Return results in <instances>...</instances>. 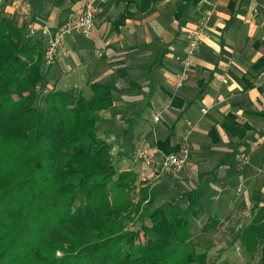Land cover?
I'll list each match as a JSON object with an SVG mask.
<instances>
[{"label": "trees", "instance_id": "obj_1", "mask_svg": "<svg viewBox=\"0 0 264 264\" xmlns=\"http://www.w3.org/2000/svg\"><path fill=\"white\" fill-rule=\"evenodd\" d=\"M199 1L186 0L178 13ZM44 54L43 34L28 36L0 19V264H209L193 240L207 174L156 205L159 187L119 171L111 144L99 137L111 88L91 84L84 96L48 87ZM253 69L264 73V55ZM221 127L240 141L250 130L232 113ZM208 134L217 143L216 130ZM156 146L162 155L179 148L169 136ZM214 225L208 218L201 231ZM236 241L264 264V207L251 210Z\"/></svg>", "mask_w": 264, "mask_h": 264}, {"label": "crops", "instance_id": "obj_2", "mask_svg": "<svg viewBox=\"0 0 264 264\" xmlns=\"http://www.w3.org/2000/svg\"><path fill=\"white\" fill-rule=\"evenodd\" d=\"M15 1L0 0V19L27 34ZM21 1L30 7L34 35L43 34L44 45L48 34L92 2L90 34L66 38L48 68V87L89 96L91 84L109 86L113 103L101 113L99 132L118 156L130 157L129 149L147 141L162 156L157 142L169 136L170 146L180 147L187 137L191 166L206 169L197 179L210 173L242 178L249 188L261 183L254 196L264 195V73L253 71L264 55V0H200L189 2L181 14L186 0ZM199 31L198 48L185 68L188 43ZM197 104L204 106L196 110ZM229 113L250 126L244 141L230 139L222 129ZM211 128L217 143L209 137ZM255 206L264 207V201Z\"/></svg>", "mask_w": 264, "mask_h": 264}, {"label": "rangeland", "instance_id": "obj_3", "mask_svg": "<svg viewBox=\"0 0 264 264\" xmlns=\"http://www.w3.org/2000/svg\"><path fill=\"white\" fill-rule=\"evenodd\" d=\"M200 106L204 105L197 104L196 110ZM139 117L136 116L132 120L136 121ZM253 121L256 122V119H253ZM155 122H157L156 119ZM115 133L120 135L121 131ZM99 137L105 141L107 139L103 138V132L101 131L99 132ZM188 140H186V143ZM147 142L137 145L134 149H129L130 155L129 153L126 154L130 157L127 158L118 156L115 146L111 153L115 166L119 171L123 169L125 171L132 170L138 175L139 180L151 179V183L159 187L160 196L156 205L165 203L172 198L177 199L181 194L198 184L197 174L204 173L205 167L191 166V158L189 156L188 162L180 172H163L159 174L160 168L157 167L156 163L161 160L162 156L157 153L154 144H147ZM109 144L113 146L111 142ZM114 144L118 148L121 142L117 141ZM153 152L159 155V157L155 158ZM146 153V157H142V154L145 155ZM144 158H152L153 162L146 164ZM242 161H244L243 158L239 160V163L241 164ZM209 170H211V166ZM156 174L159 175V178L155 177ZM202 180H207V185L204 187L201 197L200 206L202 213L193 223V240L198 246L197 252H206L209 257V264H257L258 257L249 259L240 247L239 242L236 241V235L240 227L249 222L250 212L255 207V203L264 201L263 193L254 196L256 187L261 183L249 188L247 181L242 178L238 179L228 176L224 179H218L212 173L209 174V177L207 175L205 178H202ZM220 181L223 185L220 184ZM208 218L213 221L215 228L212 231L204 233L201 231V227L206 223ZM144 241V235L141 233L137 234L136 244H142Z\"/></svg>", "mask_w": 264, "mask_h": 264}, {"label": "built area", "instance_id": "obj_4", "mask_svg": "<svg viewBox=\"0 0 264 264\" xmlns=\"http://www.w3.org/2000/svg\"><path fill=\"white\" fill-rule=\"evenodd\" d=\"M15 8L21 14L22 18L27 22V34L28 36H33L35 34L34 24L32 23V15L30 7L27 4H24L21 0L15 1ZM95 9L92 5V2H89L85 5L83 11L73 17L68 18L64 23H62L54 33L48 34L47 43L45 46L44 54V64L49 67L56 63L59 52L64 46L65 40L67 37H72L74 35L88 36L91 32L93 26V17ZM202 31L194 34L187 46L186 49V59L184 67L188 65V59L193 56L198 48V43ZM185 77V70L179 77L177 86H180ZM204 112V110H202ZM158 118H156V121ZM187 137L184 138L182 144L177 151L162 155L161 160L157 162V167L160 168L159 174L163 172L178 173L186 165L189 160V148L186 145ZM145 153V152H143ZM147 153L142 157H146ZM146 164L153 162L152 158H144ZM156 178H159V175H155Z\"/></svg>", "mask_w": 264, "mask_h": 264}]
</instances>
